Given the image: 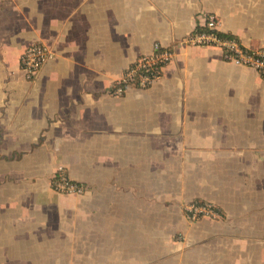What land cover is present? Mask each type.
Returning <instances> with one entry per match:
<instances>
[{
	"label": "crops",
	"instance_id": "0c3cea01",
	"mask_svg": "<svg viewBox=\"0 0 264 264\" xmlns=\"http://www.w3.org/2000/svg\"><path fill=\"white\" fill-rule=\"evenodd\" d=\"M201 13L264 46V0H0V264H264V79L182 43ZM156 44L162 77L111 95Z\"/></svg>",
	"mask_w": 264,
	"mask_h": 264
},
{
	"label": "built area",
	"instance_id": "2783aa9c",
	"mask_svg": "<svg viewBox=\"0 0 264 264\" xmlns=\"http://www.w3.org/2000/svg\"><path fill=\"white\" fill-rule=\"evenodd\" d=\"M197 19L194 30L182 40V43L189 46L218 48L228 62L252 68L264 79V46L248 47L238 37L223 34L219 28V20L213 14L201 13ZM54 56L55 53L50 46L40 41L34 42L21 55L20 65L26 77L33 79ZM173 58L174 48L172 46L162 47L156 44L152 53L140 56L122 73L112 85L110 94L120 97L132 86L141 89L151 87L162 77L163 68ZM51 187L67 195H82L86 192L85 184L70 180L65 176L52 179ZM183 209L190 221H197L203 217L219 218L222 216V212L208 201L195 200L185 204Z\"/></svg>",
	"mask_w": 264,
	"mask_h": 264
},
{
	"label": "trees",
	"instance_id": "16d2710c",
	"mask_svg": "<svg viewBox=\"0 0 264 264\" xmlns=\"http://www.w3.org/2000/svg\"><path fill=\"white\" fill-rule=\"evenodd\" d=\"M228 35V34H227ZM229 36H233V35H229Z\"/></svg>",
	"mask_w": 264,
	"mask_h": 264
}]
</instances>
